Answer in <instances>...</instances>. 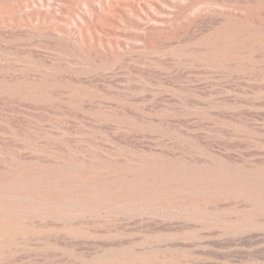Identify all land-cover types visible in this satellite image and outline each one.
Listing matches in <instances>:
<instances>
[{"label": "rangeland", "instance_id": "374dc122", "mask_svg": "<svg viewBox=\"0 0 264 264\" xmlns=\"http://www.w3.org/2000/svg\"><path fill=\"white\" fill-rule=\"evenodd\" d=\"M22 1L0 0V264H264V0H150L115 57L61 19L77 0Z\"/></svg>", "mask_w": 264, "mask_h": 264}, {"label": "bare ground", "instance_id": "6f19581e", "mask_svg": "<svg viewBox=\"0 0 264 264\" xmlns=\"http://www.w3.org/2000/svg\"><path fill=\"white\" fill-rule=\"evenodd\" d=\"M45 1L47 0H24L19 13L25 14L28 20L31 19L33 13L37 18L47 17L51 21L59 18L60 15L58 16L57 13L43 12L38 8V5H42ZM30 3L37 4L27 9ZM77 3L82 11L72 12L66 9L67 14L61 15V19L75 31L81 45L115 57L126 47L125 40L119 37L120 26L132 18L143 17L145 13L148 16V13L150 14L148 7L153 2L150 0H77ZM166 27H169V24H166ZM161 30H154L151 25L150 27L148 25L143 32L134 34L145 41L156 40L165 37V32Z\"/></svg>", "mask_w": 264, "mask_h": 264}]
</instances>
